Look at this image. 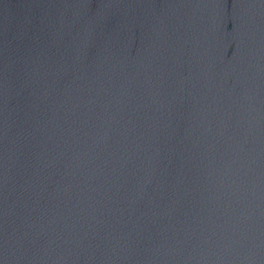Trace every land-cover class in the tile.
<instances>
[{
  "label": "water",
  "instance_id": "95a60500",
  "mask_svg": "<svg viewBox=\"0 0 264 264\" xmlns=\"http://www.w3.org/2000/svg\"><path fill=\"white\" fill-rule=\"evenodd\" d=\"M0 264H264V0H0Z\"/></svg>",
  "mask_w": 264,
  "mask_h": 264
}]
</instances>
